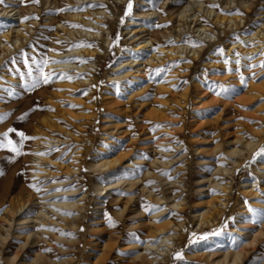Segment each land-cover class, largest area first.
<instances>
[{
  "label": "rangeland",
  "instance_id": "rangeland-1",
  "mask_svg": "<svg viewBox=\"0 0 264 264\" xmlns=\"http://www.w3.org/2000/svg\"><path fill=\"white\" fill-rule=\"evenodd\" d=\"M165 1L132 0L125 16L128 0H0V134L15 128L34 137L23 142L25 154L0 149V264H100L102 257L104 264H141L144 245L160 242L148 234L154 227L170 237L163 253H143H155L156 264H177L176 251L179 264H231L221 255L234 253V264L264 262V44L235 41L262 26L264 0H192L195 25L206 27L199 35L191 18L187 27L164 10L188 0ZM207 9L242 20L237 29H217ZM88 11L99 16L100 39L70 37L58 27L95 32L73 19H92ZM13 14L23 24L17 42ZM143 40L152 52L136 49ZM81 42L93 46L72 47ZM179 46V55H166ZM220 47L223 56L214 54ZM249 48L256 50L246 54ZM237 52L245 83L235 72ZM46 58L73 62L49 63L50 82L32 87ZM249 63L257 67L249 71ZM210 83L228 91L216 95ZM9 138L19 145L15 133ZM106 162L108 169L98 167ZM96 185L106 190L98 193ZM143 188L164 200L147 204ZM143 204L160 210L145 212ZM207 211L210 223L199 226L195 215ZM39 213L53 221L36 222Z\"/></svg>",
  "mask_w": 264,
  "mask_h": 264
},
{
  "label": "bare ground",
  "instance_id": "bare-ground-1",
  "mask_svg": "<svg viewBox=\"0 0 264 264\" xmlns=\"http://www.w3.org/2000/svg\"><path fill=\"white\" fill-rule=\"evenodd\" d=\"M92 1H94V0H84L85 3H88V2L92 3ZM166 1H168V0H166ZM188 2L191 3V4L188 3L183 8H180L177 11H173L171 9V5L167 4L168 6L166 7V9H164L165 10V13L168 14L169 20L176 19L177 20V23L178 22H184L183 24H185V26H187V27H188L187 20H189V18H191V20H189V26H190V24H193L194 25L193 26V29L196 28L195 29V33L196 34L198 33V35L205 33V30H206L205 28L206 27L202 24V22H200L199 24H197V26L195 25V23L197 21H199V18L194 13H190L191 10H192V0H188ZM231 3H234V1H232ZM193 4H195V1H194ZM196 5H198V7H199L198 11H200V10L202 11L203 10V9H201L202 8V4L201 3H196ZM241 5L243 6V9H244L243 11H245V12L247 11V13H248V10L249 9H248V6L245 5V2H242ZM8 12H11V11H8ZM162 12H164V11H162ZM95 13L93 11L92 12H90V11L87 12V14L92 18V19H90L88 21L86 19H84V16L82 14H77V15H74L73 16V19L79 21L81 24L88 25L91 28L95 29L96 31L93 32V33L82 32V31L79 32V31L70 30V29H67V28L63 27L62 25H58V27L61 29V31L63 32V34L69 35L70 37L72 35H81V34H83V35H89V36L90 35H94L95 38H99L100 39L101 35H103V34L100 33V30L101 29L96 25L97 23H99L98 21H100V19L97 18L98 15H96ZM204 13H205V17H207L206 19H209L211 17L210 18V21L213 23L214 26H217L218 27L217 29H219V28L225 29L226 25H228V28L229 29H231V28L237 29V26L239 25L240 21L242 20L240 17H228V16H224L223 14H220V13H217V12H214V11H211L209 9H207V11L204 12ZM153 14H155V13H153ZM10 16H11V18L8 21H10V23H12L14 25L13 26V29H15V32H16V35L14 36V40L17 42L18 41L17 33H20V27H23V24H20V21L12 18V16H14V14L13 15H10ZM158 16H160V15H158ZM136 26H139V25H136ZM221 26H223V27H221ZM178 30H179V28H178ZM103 31H104V35H108V32H107L106 29H103ZM138 31H142V29H139ZM8 35L9 34L7 33V34L4 35V37H8ZM254 39L258 41V43H257L258 46H260L261 44H264V22H263L262 26L260 28H258L256 30V32L252 36L245 38L243 42L248 43V42H250V41H252ZM107 44H108V39L106 37L105 40H104V42H103V45L106 47ZM150 45L151 44L147 40H143L139 44V47L136 48V49L137 50L142 49V50L148 51L150 53V52H152L151 49H149L150 48ZM183 50H184V48L182 46H179V47H176V48H173V49H169V50L165 51V53H166L167 56L173 57L175 55H179V52L180 51H183ZM242 50H243V48L241 49V51ZM255 50L256 49L249 48V49L245 50L244 52L246 54L247 53L248 54H251ZM192 53L193 54H196V51L193 50ZM148 61H150V60H148ZM67 66L70 67V66H72V64L71 65L70 64H67ZM114 162H116V161H114ZM111 164H112L111 162H106V163H101V164L99 163L98 164V167L101 168V169H104V168L105 169L106 168L108 169L111 166ZM89 167H92V165L89 166ZM97 187L98 186L96 185L95 191L98 192V193H102V191L106 190V187H101V188H99V187L97 188ZM219 188L221 190H225V188L223 186H219ZM142 193H144L146 195V192H144V188L142 189ZM99 197H101V196H99ZM145 199H146V203L147 204L150 201H152V202H155L156 201L157 203H160L161 201L164 200V198L156 199V198L152 197L150 195V193H147ZM84 203L86 204V201ZM171 205L174 206V207H179L180 206V203H172ZM63 207L73 208L74 207V204L63 205ZM165 208H168V204L165 205ZM208 214H209V212L207 211V212L198 213V214L195 215L196 220H197V223H198L199 226L200 225H205L207 223H210L209 222V218L207 216ZM216 215H218V213H216ZM46 219H49L50 221H53L52 218H50V217L47 216V213H39V215L35 219V221L38 222V223L44 224L46 222ZM148 234L150 236H152L151 238L155 239L154 241H152V243H154L156 241V239H158V238H161V239H160L159 244L156 247H154V248H152L149 245V243H146L144 245V247H143V253H150L152 250L154 252L156 251V253H163L164 246H162V245L168 244L169 243L168 239L170 238L169 236L164 237L165 229H163V228H157V227L150 228L149 231H148ZM1 240H3V238ZM143 253L141 255H138L136 257V259H138L141 264H156L158 262L156 260L158 257L156 256L155 253L151 254L149 256L150 258H147ZM221 256L223 257V260H225L227 257H231V259H232L231 264H234L235 263V259H238L239 254L238 253H234V254H224V255H221ZM14 257H16V255H14ZM37 258H38V256H37ZM104 259H105V257H102V259H99L100 260V264H104V261H103Z\"/></svg>",
  "mask_w": 264,
  "mask_h": 264
},
{
  "label": "snow or ice",
  "instance_id": "snow-or-ice-1",
  "mask_svg": "<svg viewBox=\"0 0 264 264\" xmlns=\"http://www.w3.org/2000/svg\"><path fill=\"white\" fill-rule=\"evenodd\" d=\"M34 3H38V0H33ZM90 7H97V5H90ZM99 7L101 8H104L106 7L105 5H99ZM209 7H219V5H209ZM132 8H133V3H132V0H128V3L126 5V10L124 12V15L127 16L131 11H132ZM64 9H60L58 11H63ZM70 10V9H69ZM76 10H81V9H76ZM237 15H242V13H239L238 11L235 13ZM33 18H36L38 19V17H33ZM27 19V18H25ZM70 27H81L80 25H69ZM86 31H91V29H86ZM119 37L117 35L116 37V40H118ZM235 41L236 42H240V43H243V41H240L239 40V36L237 35L235 37ZM57 43H60L59 41H57ZM93 45H90V44H85L84 42H81L79 44H76V45H73L72 47H92ZM193 47H196L198 45H196L195 43L192 45ZM254 46V45H252ZM55 51V50H53ZM225 52V49L223 47H220V48H217L214 50V54H219L221 56H223ZM234 55L237 57L236 61H235V64H236V68H235V72L237 75H239L240 77V81L241 83H245V77L241 74V60H240V54L237 52V53H234ZM261 56H264V52H261L260 53ZM255 57L254 56H249L247 57L246 59L248 61H251L253 60ZM78 59V58H77ZM70 62H73L72 60H69V61H50L48 60L47 58L44 59L43 61V66L39 69L40 71V77L38 79L35 80V82L33 83L32 87H37L39 85V83L42 82L44 84H48L51 80V77L54 75V73L52 72H45L44 71V68H46L49 63H70ZM80 63H86L87 61H84V60H79ZM223 63L225 65H228L230 63L229 59L225 58L223 60ZM25 65L27 66V60H25ZM249 71H251V69L257 67V65H254V64H251L249 63L247 65ZM259 67L261 69H264V60H261L260 64H259ZM157 71H162V69H158ZM232 69L229 68L228 69V72H231ZM29 76L32 75V72H31V69L29 70V73H28ZM60 79H67L69 82H71L73 80V77L71 75H66L64 73H61L60 76H59ZM77 78H80V77H77ZM253 78H255V73H253ZM261 79H264V77H261ZM93 87H95V85H93ZM208 88H209V91H213L214 94L216 95H220L221 93H226L228 91V88H226L225 85L223 84H212L210 83L208 85ZM219 88L221 91L220 92H216L215 89ZM58 91H63L62 89H58ZM63 103V102H61ZM39 105H35L33 110H35L36 108H38ZM69 107H76L75 105H69ZM51 110V109H50ZM25 116L27 114H24ZM20 119H24V116H21ZM3 120V117H0V121ZM157 127H162L160 125H158ZM10 133H15L18 137H19V145H17V143H15L12 139L9 138V134ZM28 139H34V137H28L23 131H18L17 129L15 128H9L5 133L3 134H0V149H7L9 150L11 153H15L16 155H22V154H25V153H22L21 149H22V146H23V142L25 140H28ZM163 150H169V149H163ZM261 152H264V149H261L260 150ZM37 155H46L47 153H36ZM31 187L34 188L35 191L37 192H40L41 191V188L36 186V185H32ZM245 203H247V201H245ZM261 203H264V201H262ZM152 208H155V210H160L159 209V206H150V205H147V204H143L142 205V209L145 211V212H150V210ZM249 212H253L255 213L257 210L256 209H252L249 207ZM54 211H58L56 209H54ZM260 215L262 218H264V209H261L260 210ZM109 225L110 226H115L114 225V222H112L109 218ZM51 231H58L57 229H49ZM203 238V237H201ZM193 242L192 241V238L190 237L189 238V243ZM172 259L174 262H177V264H179V262H181L183 260V254L181 251H176L174 252L173 256H172ZM258 264H264V262H260L258 261Z\"/></svg>",
  "mask_w": 264,
  "mask_h": 264
}]
</instances>
